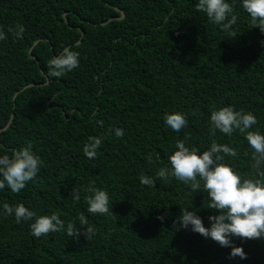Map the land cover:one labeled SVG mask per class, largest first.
Segmentation results:
<instances>
[{
    "label": "trees",
    "instance_id": "16d2710c",
    "mask_svg": "<svg viewBox=\"0 0 264 264\" xmlns=\"http://www.w3.org/2000/svg\"><path fill=\"white\" fill-rule=\"evenodd\" d=\"M197 2L0 0V26L26 29L22 38L9 32L0 41V155L32 144L43 161L20 193L0 191V205L22 201L65 220L83 212L96 228L90 240L66 232L36 238L30 222L0 218V264H264V240L235 239L248 255L233 260L230 248L177 231L182 208L206 226L218 211L207 208V193L156 179L177 139L201 151L213 139L227 143L237 155L225 161L255 174L245 137H212L208 119L213 104L234 105L256 114L254 129L264 132V33L240 0H231L235 36L210 23ZM64 47L80 52V66L49 77L48 62ZM176 111L188 119L179 133L164 122ZM115 128L124 136L108 134ZM102 134L98 155L88 158V137ZM142 175L154 183L142 184ZM92 182L109 191L112 215L87 213L84 189ZM74 188L79 202L71 199Z\"/></svg>",
    "mask_w": 264,
    "mask_h": 264
},
{
    "label": "clouds",
    "instance_id": "9594fccd",
    "mask_svg": "<svg viewBox=\"0 0 264 264\" xmlns=\"http://www.w3.org/2000/svg\"><path fill=\"white\" fill-rule=\"evenodd\" d=\"M242 9L248 14L251 24L259 26L264 33V0H240ZM195 8L204 13L208 21L219 26L220 30L235 36L233 25L237 23L231 0H198ZM26 29L17 24L9 27L8 32L0 26V41L8 39L10 32L15 38H22ZM80 66V52L73 47H64L61 52L48 62L49 77H63ZM166 127L179 133L187 127L188 119L183 112L176 111L164 116ZM102 123V122H101ZM258 125V117L252 111L237 110L234 105L210 108L208 131L215 137L217 132L227 135L241 134L251 149V167L254 175H242L240 171L225 161V156L235 157L236 148L227 143H219L213 139L207 150L201 151L195 145H189L185 139H177L174 151L168 156V165L159 169L156 179L165 181L174 178L178 182L189 185L193 193H207L205 203L208 209L217 210L218 214L209 216L210 226H206L198 212L182 208L181 215L174 222L177 231L190 229L211 239L221 247L230 248L229 259H247L242 246H236L235 239L264 240V132L254 126ZM123 137V128L109 129L108 134ZM104 135L89 136L84 146L88 158H95L102 146ZM152 162V156L148 157ZM43 161L33 151L32 144L16 149L11 155H0V191L9 189L20 193L34 181L41 171ZM144 185H152L153 178L142 175ZM84 200L87 213L92 215H112L111 195L106 188L94 182L84 189ZM81 192L74 188L71 199L81 200ZM14 218L17 224L30 222L31 235L36 238L66 232L69 237L79 238L83 234L87 240L96 235V228L89 224L88 217L81 212L72 220L62 219L57 212L40 214L24 202L3 203L0 205V218ZM164 221L166 215L158 217Z\"/></svg>",
    "mask_w": 264,
    "mask_h": 264
},
{
    "label": "water",
    "instance_id": "95a60500",
    "mask_svg": "<svg viewBox=\"0 0 264 264\" xmlns=\"http://www.w3.org/2000/svg\"><path fill=\"white\" fill-rule=\"evenodd\" d=\"M35 45H37V43ZM30 87H32V86H30Z\"/></svg>",
    "mask_w": 264,
    "mask_h": 264
}]
</instances>
